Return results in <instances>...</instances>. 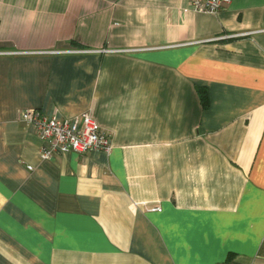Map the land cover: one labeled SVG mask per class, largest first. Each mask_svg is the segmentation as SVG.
I'll use <instances>...</instances> for the list:
<instances>
[{
  "label": "crops",
  "instance_id": "crops-1",
  "mask_svg": "<svg viewBox=\"0 0 264 264\" xmlns=\"http://www.w3.org/2000/svg\"><path fill=\"white\" fill-rule=\"evenodd\" d=\"M0 264H264V0H0Z\"/></svg>",
  "mask_w": 264,
  "mask_h": 264
},
{
  "label": "built area",
  "instance_id": "built-area-1",
  "mask_svg": "<svg viewBox=\"0 0 264 264\" xmlns=\"http://www.w3.org/2000/svg\"><path fill=\"white\" fill-rule=\"evenodd\" d=\"M227 4L228 0H189L192 11L208 15L218 14ZM19 118L33 126L40 138L39 153L42 160L70 152L83 155L110 150L109 135L87 113L71 119H59L48 117L37 109H25L20 112Z\"/></svg>",
  "mask_w": 264,
  "mask_h": 264
},
{
  "label": "trees",
  "instance_id": "trees-1",
  "mask_svg": "<svg viewBox=\"0 0 264 264\" xmlns=\"http://www.w3.org/2000/svg\"><path fill=\"white\" fill-rule=\"evenodd\" d=\"M196 92L199 97V101L202 108H205L207 106V93L205 88L203 87H196Z\"/></svg>",
  "mask_w": 264,
  "mask_h": 264
}]
</instances>
